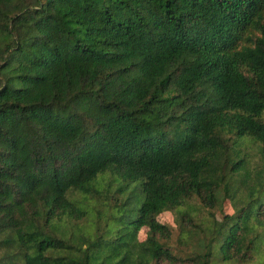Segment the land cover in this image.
<instances>
[{
    "label": "trees",
    "instance_id": "trees-1",
    "mask_svg": "<svg viewBox=\"0 0 264 264\" xmlns=\"http://www.w3.org/2000/svg\"><path fill=\"white\" fill-rule=\"evenodd\" d=\"M0 264H264V0H0Z\"/></svg>",
    "mask_w": 264,
    "mask_h": 264
},
{
    "label": "rangeland",
    "instance_id": "rangeland-1",
    "mask_svg": "<svg viewBox=\"0 0 264 264\" xmlns=\"http://www.w3.org/2000/svg\"><path fill=\"white\" fill-rule=\"evenodd\" d=\"M124 197V195H123ZM233 210V206L227 200L222 204V208L219 210H215L218 217H220L223 213H231ZM159 221L163 222L170 228V238L168 240H164L168 246L173 249H178V237L180 235L179 223L176 213L171 211H163L157 215ZM147 228L142 227L139 232V238L143 239L146 236Z\"/></svg>",
    "mask_w": 264,
    "mask_h": 264
}]
</instances>
